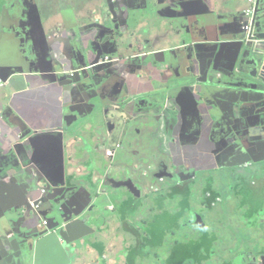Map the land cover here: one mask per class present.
<instances>
[{"label":"crops","instance_id":"obj_1","mask_svg":"<svg viewBox=\"0 0 264 264\" xmlns=\"http://www.w3.org/2000/svg\"><path fill=\"white\" fill-rule=\"evenodd\" d=\"M151 1L155 2L153 13L148 9ZM248 1L0 0V98L5 102V119L0 117V192L4 190L7 196L28 193L32 183L29 164L40 168L43 180L57 188L63 179L97 177L103 162L114 158L120 161L118 136L108 137L116 133L128 115H120L118 123L107 122L106 144L105 138H99L88 124L99 95L107 101V111L122 104L147 113L148 117L137 124L128 122L131 129L127 137L132 139L135 130L133 146H146L144 154L149 150L165 159L170 172L185 175L195 171L189 185L197 184L203 175H215L218 184L235 179L238 184L251 183L242 169L264 152V83L249 69L237 74L248 50L244 28L248 23ZM164 2L186 10L182 20L190 24L183 32L170 27V22L176 23L171 18L177 14ZM85 5L90 8L89 14L82 10ZM63 11L71 12V18H62ZM213 30L221 36L219 45L197 48L193 38L206 45ZM213 53L218 56L213 64L225 71V81L209 80V56ZM105 56L110 61L98 64L97 60ZM246 60L253 57L249 55ZM200 90L217 99L224 116L218 118L211 105H202L205 96ZM25 135L28 137L20 140ZM71 144L74 146L70 149ZM113 149L114 155L109 156L108 151ZM259 166L264 170V163ZM224 170H233L232 178L223 176ZM256 179V184L264 188V177ZM41 187L48 189L50 183ZM30 193L36 200L41 196L38 187ZM261 193L259 202L250 198L251 193L242 198V205H229L221 198L219 202L224 210L237 215L247 230L260 231L263 237L253 241L242 234L245 244L237 256L234 248L226 245L228 236L239 242L240 233L247 230L229 228L234 232L231 235L222 228L225 242L219 233L208 261L201 262L198 257L195 264H237L241 257H248L245 264H255V257L264 264L260 261V256L264 257V189ZM134 203L130 201L116 213L126 221L124 234L131 232L126 218L127 209ZM195 204L199 207L201 202ZM163 208L165 205L160 210ZM183 214L177 209L167 210L157 219L158 225L167 215L173 228L168 226L162 239L161 228L154 227L152 248L164 255L152 264H166L175 243L185 244L189 238L187 241L193 244L197 237L204 238L196 233L200 231L196 225L194 229L180 226ZM29 217L20 221L22 227L35 228L46 218L43 212ZM176 227L194 231L191 239L187 236L169 245V236ZM12 233L10 230L8 236L0 238V264H108L107 252L117 255L128 244L118 247L107 241V226L101 232L103 239L95 235L69 246L63 235L49 233L36 240H21ZM188 256L192 257L190 253ZM127 260L128 254L120 256L118 263L127 264Z\"/></svg>","mask_w":264,"mask_h":264},{"label":"water","instance_id":"obj_2","mask_svg":"<svg viewBox=\"0 0 264 264\" xmlns=\"http://www.w3.org/2000/svg\"><path fill=\"white\" fill-rule=\"evenodd\" d=\"M178 1L182 2V0ZM164 3L165 5H168L174 13L177 14L176 16L171 18V20L176 23H173L171 25L170 22V27L172 26L174 28H178L179 31L183 32L184 29L187 28V24H190L184 23V21L182 20V16L187 15L186 10L184 8L173 7L167 2ZM154 8L155 2L151 1L148 5L150 13H153ZM3 10L4 8H2V11ZM82 10L86 14L90 13V8L88 5L82 7ZM254 12L255 13L252 16V31L248 34V36L246 35V45L248 47V50H246L245 52L244 58L241 62L237 74H244L246 73L245 69H249L251 75L256 74L255 76L259 78L260 82L264 83V0H256ZM245 16L248 19L247 13H245ZM246 26L247 24L245 25V27ZM214 30L208 35V41L206 45L205 43L193 38L192 41L196 43L195 46L197 48H210L218 46L221 36L216 35ZM192 35L195 36L194 34ZM249 55L253 57V60H246ZM209 59V80L225 81V71L217 68L216 64H213L218 62V56L213 53L211 56H209ZM107 61L108 59L105 56L98 59L97 63L104 64ZM234 77H237V75L234 74ZM195 85L196 83L192 87L195 88ZM200 91L205 96L202 105H204V102L208 105H211L213 114H217L218 118L224 116L225 110L223 106L217 101V99L207 97V94L204 90ZM4 103L5 102L0 98V117H3L5 119V114L3 113L4 108L2 109ZM163 103H165V101ZM106 106L107 101L99 95L98 100L94 103V106L92 108L90 117L88 119V124L94 127L95 134L99 138H105V143L107 144V135L105 133L107 122L116 121L118 123L121 118L120 115H128L127 120H123V123L118 127L116 133H113L108 137V139H114V135L117 134L118 138L116 140H118V142H121L123 139L126 140L128 151L126 153H123L121 151L122 158L120 159V161L119 158H114L111 162L105 161L103 162L102 171H100L101 169L99 170V175L97 177L80 175L83 178H72L70 181L67 179H63L62 182L57 185V188L53 187L52 182L43 180V174L40 168L36 167L35 165L29 164L28 170L32 183L27 188L28 193H25V195L15 194V196H7L6 193H4V190L0 192V238L2 236H8L7 232L10 230H13L12 234L21 240H24L26 238H32L33 240H36L51 233L56 234L57 236L63 235L66 242L65 245L69 246L75 244L74 242L76 241H84L87 238L95 236L98 232L97 228L100 224L114 223V225L118 226L114 228V230L120 227H124V222L120 217L116 215V213L120 212L130 201L135 202V200L137 199L133 196L138 197L140 200L142 199L141 192L138 189L139 186L136 187L135 184L130 185L128 187L129 193L121 195V190L116 189L115 187L112 188V190H107L103 183V179L107 181V179L111 177L113 181H118L125 178L129 179V176L133 175L138 177L139 181H141V170L139 169L140 166L137 163L134 165L132 164V159L135 156H129V154H131L130 152L135 147L132 146L133 143L127 137V131L131 129L128 125V122H130L131 124H137L139 120L147 118L148 115L147 113H144L142 111L132 109L129 105H114L111 111H107ZM107 116L109 119H107ZM98 128H101V130L97 131ZM27 137V135L21 136L20 140L23 141ZM73 146L74 144H71L70 149ZM70 149L67 150L69 154ZM142 150L146 151L145 148H143ZM151 154L154 156V153ZM150 158L153 159V164L149 165V167L153 166L155 163L154 158L152 156ZM121 162H123V164L126 162L127 167L125 168V170H121L120 173L116 172L115 174L118 175L115 177L110 176L114 175L112 172L113 169L121 168L123 166ZM123 173H127L128 175H122ZM169 177L172 178L171 176ZM47 182L50 183V187L52 186L51 189L50 187L48 189L41 187L42 184L47 185ZM131 182L133 183V181ZM123 185H125V183H123ZM36 187H38V189L41 191V196L37 200L35 199V196L31 195L30 193ZM188 188L190 190V187ZM43 190H45V192ZM37 212L39 214L41 212L44 213V216L46 217L45 221L47 223H44L45 221L42 220V222L35 228L21 226V220H26L30 218V215L31 217L33 215H36ZM129 220L130 217H127L128 222ZM191 223H193V225L196 224V222H193V220ZM129 224L133 229L136 230V228L131 223ZM95 227L97 231L95 230ZM128 234L132 237V242L136 244L137 237L134 236L132 232H128ZM35 242L36 241H34L32 245L33 250L35 249ZM134 244L131 247L135 246ZM129 249L125 250L122 253L114 255V258H117L114 259L115 263H118L120 256L125 257L126 252ZM247 258L248 257H241L238 260L237 264H245ZM257 258L258 257L254 258L255 264H259ZM263 258V256H260L261 262L264 261Z\"/></svg>","mask_w":264,"mask_h":264},{"label":"rangeland","instance_id":"obj_3","mask_svg":"<svg viewBox=\"0 0 264 264\" xmlns=\"http://www.w3.org/2000/svg\"><path fill=\"white\" fill-rule=\"evenodd\" d=\"M251 23H252V16L248 17V23H247L248 30L246 31L247 35L250 30L252 31ZM256 149L257 150L259 149V145L256 146ZM150 154H151V151L148 150V154L140 153V155H143L141 159L137 158L136 154H134L135 157L132 159L133 165L137 163L141 166L139 168L141 170V181H139V178L136 176H134L135 179H131V181L135 180L136 182H133L135 186L140 187V188L138 187V189L141 192L142 199L140 200L138 197L131 195L137 200H135L134 206L127 209V216L130 217L129 223H131L139 231L143 241L145 242V244L141 246V248L138 251L135 252L136 256L133 257V264H148V261H150L149 264H152L154 262H160L158 261V259H160V257L163 256L164 253L162 251H159L160 249L154 250L152 248L151 239L149 238L147 231H148V225L151 223L150 220L153 219L156 221L161 215V213L166 212L167 210L171 211V210L177 209V210H180L181 212L182 211L185 212V214H183L185 219L182 218L179 221L180 222L179 224L181 227H183L184 223L187 224L191 218L204 215V217L206 218L207 227L202 228L199 232H196V231L195 232L200 233V235L204 236V238L202 239L205 245L214 244L213 245L214 250H215L217 241H219V233L220 235L223 234L222 228H224L226 232H228L231 235H234V232L230 231L229 228L233 230L240 229V228H244L245 230L248 229L246 225L240 219L237 218V215H234L230 210H224L220 202L221 200H223L224 203H228L229 205H236V206L240 204L242 205L244 202V199L242 198H244V196H248L249 193H251L250 198L252 200L255 199L257 202H259V199L263 197L261 192L264 188L256 184V182L259 180L256 178L264 177V170L259 166L264 163V159H262L264 158V152L261 155H259V158L257 160H251L242 169L243 173L248 178V181L249 180L252 181L251 183L245 182V183L238 184V181L235 179L233 182L231 180V181L222 182L223 184H218V179L216 178L215 175H210V176L203 175V176H200V178L197 181V184L190 185V191L187 190V187H186L187 191H185V193L182 194V197H177V195L175 194L174 192L175 182L171 181L170 178L160 179V177H158L157 178L158 182L156 180H155L156 183L151 182V179L155 178L154 175L159 172L161 168L160 167L161 163L163 164L164 162L161 157H159L157 154L154 153L155 163L153 166L149 167V165L153 164V159L150 158ZM141 160H150V161H144L145 163L141 165L142 164ZM255 168H260V169H255ZM161 173H163L164 176H169L167 169H162ZM82 174H84V172H82ZM232 175H233V170L231 171L224 170L223 172V176L232 178ZM204 177H207V178H204ZM218 177L220 178V175ZM136 179L138 180V182ZM110 181H113V180L110 179ZM207 181H210V182L212 181L214 187L217 190L218 197L221 198L220 202L218 199V201L213 204V207H211L213 208L212 210L211 209L206 210V206L202 200V199L207 198V196H202V190H201L204 183ZM107 183H108V180L104 183L106 189L110 187L109 186L110 184H107ZM130 185H132L130 182H125L124 188L126 189V191H128V187ZM221 185H224L228 191H224L223 189L225 188H223ZM191 192L194 194L191 195ZM237 194H239L240 200L238 199ZM200 195H201V200H199ZM196 202L199 204L201 202L199 207L195 204ZM163 205H165V208L160 210V208ZM151 206H155L152 213L149 212ZM109 216H110V213H109ZM183 220L184 222L182 223ZM217 224H219L220 227L215 229V226ZM99 226L101 228V231L97 232L96 234L97 238L103 239L101 237V232L106 231V226H107V241H113L114 245L118 247L122 243H126V244L128 243L127 248L125 250L129 249L134 244L132 242V237L129 236V234H124L122 227L116 230H113L114 228L118 227L117 225H114V223L113 224L107 223V225H103V226L100 224ZM168 226L170 229L173 228L172 223L168 221V217L166 215L157 225V228H161L162 230V233L160 235L162 239L165 236V230ZM181 227L180 228L176 227L174 232L170 234L169 245H171L175 240H179L178 242H180L187 236H189L191 239L190 233L194 230H187V229L183 230L181 229ZM110 228L111 230L109 231ZM95 230H96V227H95ZM215 232L217 233L216 241L213 240L214 239L213 233ZM242 234H245V236H251V238H253V241L257 237H263L260 235V231H257L256 233H252L251 230H247V233L245 232L240 233L238 237L240 239H239V242H237L236 238H232L229 235L226 245H228V247L234 248L233 251L237 254V256L241 255L239 253H241V250H242L241 248L245 244V242H243L244 238L242 237ZM222 237H223V241L225 242L224 240L225 235L223 234ZM220 244L221 242L218 243L217 246H220ZM134 245H137V244H134ZM129 250H132V248H130ZM110 251H113V250L110 248ZM223 251H225V247H223ZM112 260H114V252H107V263L108 264H119V263H115ZM154 260H157V261H154Z\"/></svg>","mask_w":264,"mask_h":264},{"label":"trees","instance_id":"obj_4","mask_svg":"<svg viewBox=\"0 0 264 264\" xmlns=\"http://www.w3.org/2000/svg\"><path fill=\"white\" fill-rule=\"evenodd\" d=\"M190 183H186L183 181L177 182V185L174 186V192L177 195V197H182V194L185 193V191L189 190L188 187H190L189 185ZM187 187V190H186ZM190 191V190H189ZM202 191L205 193V196H207L206 199H202L203 203L206 206V210H212L213 208V204L216 203L219 199L218 194H217V190L214 187L212 181H207L205 186L203 187ZM154 208L153 206L150 207V211L151 213L153 212ZM127 219V218H126ZM193 220V222H196V226L201 230L202 228H206L207 224H206V218L204 217V215H200L198 217H194L191 218L188 223H184V226L187 227H192L194 226L193 223H191ZM123 221V220H122ZM151 223L148 225V229L150 232V235L148 234L149 238L151 239V245H152V240L154 242V238L152 239L151 237V233L154 229V227L156 228L157 225V220H150ZM126 222V221H123ZM154 222V223H153ZM153 223V224H152ZM159 224V223H158ZM125 226V224H124ZM126 226L130 227L131 232L134 234V236L137 237V242L135 246L131 247L133 248L132 250H128L126 252V254H128V260H127V264H133V257L136 256V251H138L141 246H143L145 244V242L142 240V238L140 239L139 236L140 233L138 231H136L135 229H133L131 227V225L126 224ZM193 228V227H192ZM194 229V228H193ZM216 236L217 233H213V240L216 241ZM189 238H186V243L185 244H177L175 243V245L173 246V250H172V256L166 259V264H195V259L199 257V261L203 262L205 260L208 261V255L210 254L211 250L213 249V245L214 244H207L205 245L203 242L202 237H197L194 241L193 244H191V241H187ZM179 241V240H176ZM204 244V245H203ZM135 253V254H134ZM191 254L192 257L189 258L188 254ZM160 255V253H159Z\"/></svg>","mask_w":264,"mask_h":264},{"label":"flooded vegetation","instance_id":"obj_5","mask_svg":"<svg viewBox=\"0 0 264 264\" xmlns=\"http://www.w3.org/2000/svg\"><path fill=\"white\" fill-rule=\"evenodd\" d=\"M61 17L62 18H64V19H67V17H70L71 18V12L70 13H65V11H63L62 13H61ZM144 43H145V41H144ZM108 59V61H110V58H107ZM136 131L135 130H133L132 131V139H135L136 137ZM130 140H132L131 139V137L129 138ZM133 146V145H132ZM118 148H116V149H120V153H126L127 151H128V149H127V143H126V140L125 139H123L121 142H120V144L117 146ZM144 147L143 146H135V148L130 152L131 154H129V156H134V154H136V157L137 158H142L143 157V155H140V153H143V149ZM116 149H113V151H111L112 152V156L114 155V153H115V151H116ZM122 151V152H121ZM109 152V151H108ZM149 156V155H148ZM153 157L154 158V156L152 155V154H150V157ZM147 157V156H146ZM145 157V158H146ZM144 158V159H145ZM163 160H165V159H163ZM143 165V164H142ZM127 167V165L125 166V167H122V168H116V169H113V174L114 175H110V176H117L118 174H115L116 172H121V170H125V168ZM160 170H159V172L158 173H156L154 176H155V178L154 179H151V182H153V183H156L155 182V180L157 181L158 179V177H160V179L161 178H170L169 176H171L172 178H170L171 179V181H173V182H175V186H176V183L177 182H180V181H183V182H186V183H190V181L191 180H193L194 179V173H195V171H190L189 173H187V174H185V175H181L182 173L181 172H177L176 173V171L174 170V171H172V172H170V169H168V167H167V165H165L164 163L163 164H161L160 165ZM162 169H167L168 170V175L169 176H164L163 175V173H161V170ZM125 174H127V173H123L122 175H125ZM128 175V174H127ZM110 179H111V177L109 178V179H107L108 180V183L107 184H110L109 186V188H107V190H112V188H116V189H119V190H121V195H124V194H127V193H129V191H126V189L124 188V185H123V183H125V182H130L132 185L134 184V183H132L131 181H130V179H135L134 178V176L132 175V176H129V179H122V180H118V181H110ZM113 180V179H112ZM124 180V181H123ZM137 180V179H136ZM133 182H136L135 180H132ZM120 182H123V183H120ZM137 182H138V180H137ZM158 182V181H157ZM193 182V181H192ZM118 183H120V184H118ZM205 184H206V182L204 183V185H203V187L205 186ZM117 185V186H116ZM123 185V186H122ZM203 187H202V189H203ZM201 189V190H202ZM202 196H205V193L202 191ZM153 208H155V206H153ZM196 208V207H195ZM150 213H151V211H149ZM44 221H45V218L43 219Z\"/></svg>","mask_w":264,"mask_h":264},{"label":"built area","instance_id":"obj_6","mask_svg":"<svg viewBox=\"0 0 264 264\" xmlns=\"http://www.w3.org/2000/svg\"><path fill=\"white\" fill-rule=\"evenodd\" d=\"M248 2L250 5V9L247 10V16L250 17L254 15L256 0H249ZM251 27H252V23H251ZM245 30L246 31L248 30V26L245 27ZM249 32H251V30ZM107 154L111 156L112 152L109 151ZM43 191L45 192V190ZM44 223H47V222L45 221Z\"/></svg>","mask_w":264,"mask_h":264}]
</instances>
